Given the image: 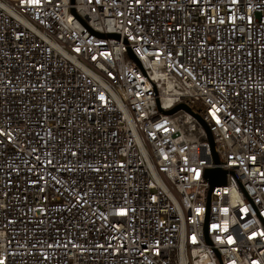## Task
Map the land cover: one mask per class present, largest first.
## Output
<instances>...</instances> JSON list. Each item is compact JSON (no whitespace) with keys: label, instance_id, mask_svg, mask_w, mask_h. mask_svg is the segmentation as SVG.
<instances>
[{"label":"built area","instance_id":"built-area-1","mask_svg":"<svg viewBox=\"0 0 264 264\" xmlns=\"http://www.w3.org/2000/svg\"><path fill=\"white\" fill-rule=\"evenodd\" d=\"M0 264H264V0H0Z\"/></svg>","mask_w":264,"mask_h":264},{"label":"water","instance_id":"water-1","mask_svg":"<svg viewBox=\"0 0 264 264\" xmlns=\"http://www.w3.org/2000/svg\"><path fill=\"white\" fill-rule=\"evenodd\" d=\"M131 58L134 59L133 56H131ZM179 109H183L184 111L190 113L189 110L186 109L182 105H178V106L174 107L173 109L166 111L165 113L167 115H171V114L175 113L176 111H178ZM203 126H204V129H205L206 134H207L208 142L210 144V149H211V152L213 155V161L215 164H217L218 163V157L215 153V146H214L213 141H212V136L209 133L207 127H205V125H203ZM225 176H226V171L220 170L219 168L205 170L203 177H204V179H206V181L210 187V189L208 191V198H209V195H210L213 187L225 184Z\"/></svg>","mask_w":264,"mask_h":264}]
</instances>
